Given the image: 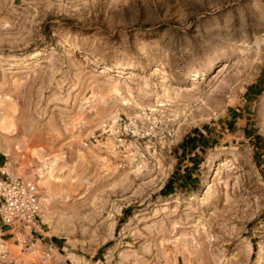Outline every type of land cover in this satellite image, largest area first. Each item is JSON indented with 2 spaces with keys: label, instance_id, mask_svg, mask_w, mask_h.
I'll return each mask as SVG.
<instances>
[{
  "label": "rangeland",
  "instance_id": "1",
  "mask_svg": "<svg viewBox=\"0 0 264 264\" xmlns=\"http://www.w3.org/2000/svg\"><path fill=\"white\" fill-rule=\"evenodd\" d=\"M0 151L63 262L264 264V0H0Z\"/></svg>",
  "mask_w": 264,
  "mask_h": 264
},
{
  "label": "built area",
  "instance_id": "2",
  "mask_svg": "<svg viewBox=\"0 0 264 264\" xmlns=\"http://www.w3.org/2000/svg\"><path fill=\"white\" fill-rule=\"evenodd\" d=\"M83 108L89 109L90 102L87 101ZM123 120L121 117V123ZM128 135L129 133L122 132L119 140L126 141ZM93 138L96 139V136ZM52 161L48 159L47 162ZM2 175L3 177H0V219L9 228V233L16 241L22 240L26 249H31L36 244L34 234L43 226L40 215L39 186L34 180L20 175H12L5 171Z\"/></svg>",
  "mask_w": 264,
  "mask_h": 264
},
{
  "label": "crops",
  "instance_id": "3",
  "mask_svg": "<svg viewBox=\"0 0 264 264\" xmlns=\"http://www.w3.org/2000/svg\"><path fill=\"white\" fill-rule=\"evenodd\" d=\"M13 163L10 164L8 161L7 153L4 151H0V177H3L2 172H8L11 173L12 175L17 174V172L13 173ZM1 219H0V249L5 248L6 246L9 247V250L0 254V264H34L30 263L32 262L31 259L26 260L25 258L18 257L19 255L16 254L17 250L19 248V245L16 241V239L9 233V228H7L5 231L2 230L1 226ZM3 234V237L1 238V235ZM35 242L36 245L33 246L31 249L28 251H32L35 248H43L45 250H49L53 252V256L55 257V261H57L54 264H70L69 260L70 258L73 257L75 258V261H80L79 257L73 253L70 252V256L66 258L63 262L61 259V255H63L62 250H63V243L60 239H56L55 237L52 236L49 232H46L43 228V226L40 228L38 232L34 234ZM58 238V237H57ZM1 239H3L5 242H3ZM23 248V247H22ZM40 250V249H38ZM30 253V252H29ZM49 258H52L49 254H47ZM18 258V260H17ZM10 259V260H9ZM16 261H15V260ZM19 261V262H17ZM78 261V262H79Z\"/></svg>",
  "mask_w": 264,
  "mask_h": 264
},
{
  "label": "bare ground",
  "instance_id": "4",
  "mask_svg": "<svg viewBox=\"0 0 264 264\" xmlns=\"http://www.w3.org/2000/svg\"><path fill=\"white\" fill-rule=\"evenodd\" d=\"M115 120V119H114ZM45 150V149H44ZM34 159V158H33ZM35 160H36V158H35ZM47 163V164H46ZM45 164L47 165L46 166V168H48L49 166H54L55 165V163H56V161L55 160H53L52 162H50V163H48V162H46ZM45 167V166H44ZM43 171H42V169L41 168H38L37 170H36V173H35V175L36 176H38V177H42L43 176ZM90 182V181H89ZM44 184V183H43ZM39 202H40V199H39ZM9 250V247L8 246H6L5 248H3V249H1L0 250V254H2V253H4V252H6V251H8ZM17 254V253H16ZM31 254V253H30ZM19 256H21L20 254H18ZM22 257V256H21ZM24 257V256H23ZM26 260H28L29 258H32V255H27V256H25L24 257Z\"/></svg>",
  "mask_w": 264,
  "mask_h": 264
},
{
  "label": "trees",
  "instance_id": "5",
  "mask_svg": "<svg viewBox=\"0 0 264 264\" xmlns=\"http://www.w3.org/2000/svg\"><path fill=\"white\" fill-rule=\"evenodd\" d=\"M245 132H247V131H245ZM201 136V135H200ZM202 137V136H201ZM200 137V138H201ZM192 138H190L189 137V139L188 140H191ZM169 188H171V184H170V182H168L166 185H165V187L163 188V190H169ZM56 239H59V238H57V237H55Z\"/></svg>",
  "mask_w": 264,
  "mask_h": 264
}]
</instances>
